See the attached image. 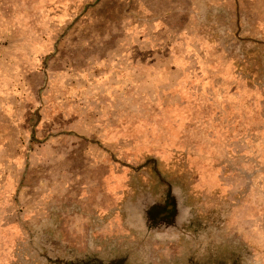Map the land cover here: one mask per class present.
<instances>
[{"label":"rangeland","instance_id":"1","mask_svg":"<svg viewBox=\"0 0 264 264\" xmlns=\"http://www.w3.org/2000/svg\"><path fill=\"white\" fill-rule=\"evenodd\" d=\"M0 264H264V0H0Z\"/></svg>","mask_w":264,"mask_h":264},{"label":"flooded vegetation","instance_id":"2","mask_svg":"<svg viewBox=\"0 0 264 264\" xmlns=\"http://www.w3.org/2000/svg\"><path fill=\"white\" fill-rule=\"evenodd\" d=\"M167 210L171 214H173L175 212V208H169V205H167ZM156 216L158 217V214Z\"/></svg>","mask_w":264,"mask_h":264}]
</instances>
